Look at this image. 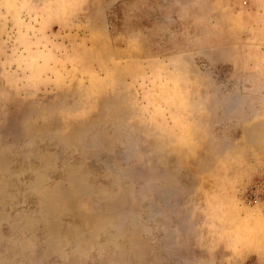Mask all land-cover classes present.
<instances>
[{
    "label": "rangeland",
    "instance_id": "obj_1",
    "mask_svg": "<svg viewBox=\"0 0 264 264\" xmlns=\"http://www.w3.org/2000/svg\"><path fill=\"white\" fill-rule=\"evenodd\" d=\"M0 264H264V0H0Z\"/></svg>",
    "mask_w": 264,
    "mask_h": 264
}]
</instances>
